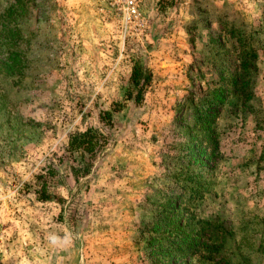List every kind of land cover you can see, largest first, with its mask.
Listing matches in <instances>:
<instances>
[{
    "label": "rangeland",
    "instance_id": "obj_1",
    "mask_svg": "<svg viewBox=\"0 0 264 264\" xmlns=\"http://www.w3.org/2000/svg\"><path fill=\"white\" fill-rule=\"evenodd\" d=\"M139 10L0 0V264H201L149 240L171 237L153 229L178 189L186 100L236 65L232 28L255 54L248 97L219 111L213 161L199 171L208 192L188 211L227 230L214 260L264 264V0H140ZM133 60L150 72L142 100L104 124L98 112L121 98ZM88 126L107 144L74 178L66 136Z\"/></svg>",
    "mask_w": 264,
    "mask_h": 264
},
{
    "label": "trees",
    "instance_id": "obj_2",
    "mask_svg": "<svg viewBox=\"0 0 264 264\" xmlns=\"http://www.w3.org/2000/svg\"><path fill=\"white\" fill-rule=\"evenodd\" d=\"M229 30L230 38L233 39L231 44L239 46H232L233 60L235 59L236 65L225 70L223 74L218 73L214 84L204 88L196 100L192 96L186 100L190 120L181 128L186 140L181 141L177 146L180 154L178 158L182 164L177 174L170 176L171 182L178 187V191L170 189L168 192L161 209L157 210L160 218L155 222L153 229L154 232L166 231L171 237L166 238L163 244L157 234L149 240L156 243L154 249L159 247V253L164 252L165 258H172L174 255L176 257L198 256L199 259L196 261L201 264H229L227 255L219 256V260H214V254L225 241L227 230L224 226L219 222L195 218L188 211L190 208L195 209L203 198V194L208 192V180L202 179L199 171L202 167H208V160L213 161L211 159L217 148L215 120L219 111L225 102L239 107L245 102L244 98L248 97L249 88L246 84L249 72L254 68L255 54L252 48L244 45L248 42L242 32L235 33L233 28ZM213 40L214 38L210 37V41ZM7 58L14 60L11 56ZM8 66H10L8 69L4 67V73L15 74L13 67ZM149 82V70L133 60L128 73L129 86L120 99L111 101L107 109L98 112V120L109 124L111 113L121 110L125 103L130 101L138 104ZM106 144V136L95 127L88 126L67 134L64 150L69 154L76 153L77 157V160L75 159L77 166L71 167L74 178L89 172L92 161ZM46 174L51 175L52 171ZM36 190L38 198L48 197L44 181L40 182ZM238 258L237 264H241L242 258ZM209 260L211 262H206ZM164 264H169V261Z\"/></svg>",
    "mask_w": 264,
    "mask_h": 264
},
{
    "label": "built area",
    "instance_id": "obj_3",
    "mask_svg": "<svg viewBox=\"0 0 264 264\" xmlns=\"http://www.w3.org/2000/svg\"><path fill=\"white\" fill-rule=\"evenodd\" d=\"M139 1L140 0H110L114 9L127 19H138L140 15Z\"/></svg>",
    "mask_w": 264,
    "mask_h": 264
}]
</instances>
